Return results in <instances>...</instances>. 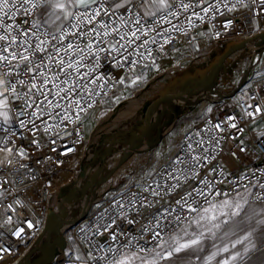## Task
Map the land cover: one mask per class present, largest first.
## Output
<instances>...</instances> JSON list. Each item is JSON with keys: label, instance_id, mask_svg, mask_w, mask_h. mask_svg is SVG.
<instances>
[{"label": "built area", "instance_id": "obj_1", "mask_svg": "<svg viewBox=\"0 0 264 264\" xmlns=\"http://www.w3.org/2000/svg\"><path fill=\"white\" fill-rule=\"evenodd\" d=\"M44 4L0 0V96L15 100L11 122L0 120V264L32 259L59 238L49 264H114L126 251L151 252L217 200L250 190L264 203L261 80L180 132L169 153L149 147L118 188L116 177L103 187L83 173L95 154L84 118L127 76L183 45L220 49L263 34L264 0H174L148 16L94 0L56 29L37 21ZM64 187L73 193L63 201ZM51 217L63 222L58 234L44 232Z\"/></svg>", "mask_w": 264, "mask_h": 264}, {"label": "rangeland", "instance_id": "obj_2", "mask_svg": "<svg viewBox=\"0 0 264 264\" xmlns=\"http://www.w3.org/2000/svg\"><path fill=\"white\" fill-rule=\"evenodd\" d=\"M206 46L209 48L204 47V51H201L195 43L170 50L166 55L156 60L152 67L127 76L113 96L84 118L85 131L90 137L88 150L91 149L92 144L97 145L98 148L91 160L94 161V166L101 167L99 179L103 181V187L113 184L112 179L116 177L115 183L118 188V184L122 183L124 174L127 173L126 171L147 152L149 148L138 150L133 159L121 165L117 171L108 174V171L114 166L115 159L130 150L133 134L145 130L143 136L148 132L145 123L147 124L151 120L155 111L158 113L151 135L158 134L154 145L158 149L164 148L163 155H165L174 147L175 138L180 132L193 128L207 117L220 114L224 108L236 101L240 96L241 89L252 80L264 81V49L260 52H251L250 49H245L237 55H231L232 51L221 61L213 85L210 89H205V94L193 91L192 95H196V97L189 100L188 104L182 106L171 102L163 110H157L158 103L147 101L143 104L137 121L131 123V120L120 119L113 128L107 130V133L105 132L106 134L97 131L113 122L120 112L127 110L131 103L129 100L150 97L164 90L166 85H171L175 79L181 81L185 89H192L197 81L207 79L211 71L216 68L219 59L230 48L231 43L220 49L208 44ZM244 76L245 80L241 88L234 93ZM167 89H169L168 86ZM108 139L116 140L117 144L113 147L106 146L104 141ZM86 156L87 154H85ZM67 241L68 249L73 250L79 258L80 252L72 238L67 237Z\"/></svg>", "mask_w": 264, "mask_h": 264}, {"label": "crops", "instance_id": "obj_3", "mask_svg": "<svg viewBox=\"0 0 264 264\" xmlns=\"http://www.w3.org/2000/svg\"><path fill=\"white\" fill-rule=\"evenodd\" d=\"M93 1L45 0L37 21L56 29L74 7ZM108 1L116 10L132 6L148 16L167 9L174 0ZM14 103L10 97L0 96L1 121L11 122L10 107ZM233 164L226 162L228 169ZM114 264H264V203L253 202L250 190L217 200L168 234L151 252L126 251Z\"/></svg>", "mask_w": 264, "mask_h": 264}, {"label": "bare ground", "instance_id": "obj_4", "mask_svg": "<svg viewBox=\"0 0 264 264\" xmlns=\"http://www.w3.org/2000/svg\"><path fill=\"white\" fill-rule=\"evenodd\" d=\"M201 44L203 45V47L209 48V46L208 47L206 46L205 42H201ZM233 44H235V45L238 44L240 46H238L236 48V50H234L232 52L231 55H237V54L241 53L242 51H244L245 49H250L251 52H260L264 49V34L253 35V36H250L249 38H247V39H245L239 43H236V42L231 43V45H233ZM206 81H207V79H204L202 81H197L193 85L192 89H185L183 86V83L181 81L175 79V81H173L171 85H166V86L164 85L165 86V89L163 87L164 90L157 92V93L151 95L150 97H143L142 99L133 100V101L129 100V101H131V103L128 106L127 110L120 112L118 114V116L116 117V119L113 120V122L102 127V129L97 130V131L103 132V134L105 132L107 133V130H110L111 128H113V126L120 119L121 120H131V123L137 121V118H139L140 113H141V108H142L143 104L147 101H149L151 103H156V104L158 103L157 110L165 109L166 107L169 106V104L171 102L178 103L182 106L186 105L189 103V100L196 97V95H192L193 91L194 92H200L199 94H205L206 93V90H205L206 89ZM167 86L169 87V89H167ZM157 113H158V111H155L152 114L151 120L147 124L145 123V128L146 129L148 128V132L146 134H144L142 136V134L145 132V130L143 132H138V133L133 134V136L131 137L133 139L130 142V150H128L127 152H124L120 157H117L115 159L114 166H113V168H111L108 171V174L117 171V169L121 165H123V164L129 162L131 159H133V157L136 155V152L138 150L147 149V148L151 147L157 141L156 139L158 137V134H156L154 136L151 135V130L154 128V125L156 122ZM104 143H106V146H108V147H113V146H115V144H117L116 140H112V139H108V140L104 141ZM97 150H98L97 145L92 144L90 152L96 153ZM100 169H101V167L100 168L96 167L90 161H87V162H85V166L83 168V173H84V175H90L91 180L96 181L97 178L100 176V173H101ZM67 176H68L67 173H65L62 177L65 178ZM72 193H73V191L70 187H64V188L60 189L58 194H59V197H61L62 200L64 201V200H67L70 197V195H72ZM52 232L57 233V230H52Z\"/></svg>", "mask_w": 264, "mask_h": 264}, {"label": "water", "instance_id": "obj_5", "mask_svg": "<svg viewBox=\"0 0 264 264\" xmlns=\"http://www.w3.org/2000/svg\"><path fill=\"white\" fill-rule=\"evenodd\" d=\"M240 46L238 44H233L228 48L227 52L223 55L222 58L219 59L217 62L216 68L211 71L209 74L207 81H206V88L210 89L213 85V81L217 72V68L220 67L221 61L230 54V52L236 50V48ZM246 75V74H245ZM245 80V76L240 80L239 86L235 89L234 93H236L242 86L243 81ZM94 164V161L91 162ZM99 177L97 178V181H100ZM62 220L58 218L51 217L46 225V228L44 232L52 231V230H58L62 225ZM41 238H39L40 240ZM38 240V242H39ZM58 245L59 247H63L65 245V240L63 238L56 239L54 242H50L44 245L43 250H41L40 254L30 259L29 254L25 256L24 260L20 264H49L52 259L54 258V247Z\"/></svg>", "mask_w": 264, "mask_h": 264}]
</instances>
